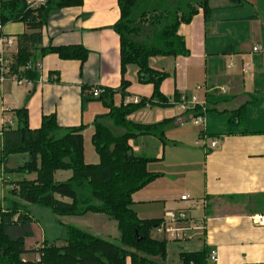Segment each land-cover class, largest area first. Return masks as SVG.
Returning a JSON list of instances; mask_svg holds the SVG:
<instances>
[{"label": "crops", "instance_id": "0c3cea01", "mask_svg": "<svg viewBox=\"0 0 264 264\" xmlns=\"http://www.w3.org/2000/svg\"><path fill=\"white\" fill-rule=\"evenodd\" d=\"M188 1L175 0L176 4ZM209 5V22L200 10L190 24L180 26L189 56L150 60L152 68L169 74L162 94L172 102L176 92L188 100L198 97L209 112L202 116L204 125L198 126L177 104L147 106L128 118L145 125L171 119L164 144L150 136L130 142L138 156L152 159L148 170L159 174L134 193L132 208L139 219H160L164 226L170 222L168 212H186L183 221L174 222L187 231L183 240L171 242L163 232H156L169 242L165 264L170 253L179 262L181 253L204 249L218 251L217 264H264V0H244L236 6L229 0H211ZM120 15L118 0H84L80 7L52 11L35 51L38 81L20 86L11 80L0 87V161L3 126L15 119L12 110L26 108L33 130L41 128L44 116H56L63 128L85 126V153V137L92 143L98 121L113 127L103 102L92 96L94 91H118L126 80L130 82L126 100L153 96V87L137 80L135 66L122 74L120 38L113 30ZM3 28L2 34L15 37L17 51L18 38L28 28L20 22ZM71 45L87 49L85 62L66 61L54 53L39 55L40 48ZM114 99L116 106L123 101L120 93ZM241 107L245 111L240 122L232 123L231 113ZM212 139L219 140L213 149ZM19 156L7 164L20 159V165L12 169L6 165L7 169L26 162L27 157ZM98 161L94 157L88 163ZM0 168L5 176L4 166ZM0 184L3 198L5 185ZM186 195L190 199L183 202ZM258 215L262 221L255 218Z\"/></svg>", "mask_w": 264, "mask_h": 264}, {"label": "trees", "instance_id": "16d2710c", "mask_svg": "<svg viewBox=\"0 0 264 264\" xmlns=\"http://www.w3.org/2000/svg\"><path fill=\"white\" fill-rule=\"evenodd\" d=\"M229 1L236 6L244 0ZM163 2L118 0L121 15L113 30L120 38L122 74L125 75L128 66H135L137 80L151 85L153 96L142 98L137 104H125L126 90L130 87V82L126 80H122L118 91L101 90L97 99L109 111L105 116L111 120L113 128L100 121L96 123L91 139L98 155L97 163H88L85 159V126L63 128L57 123L56 116H44L41 128L33 130L29 126L26 108L12 110L15 119L11 124L5 123L2 131L0 166H4V173L35 175L33 179L15 182L2 179L4 184H11L10 193L14 197L28 205L50 209L56 217L105 215L117 223L119 243L99 238L74 225H66L65 236L59 240L62 244L45 240L42 246L27 249L26 241L34 236V219L26 205L11 201L5 208L0 204V264H165L169 242L156 236L161 220H141L132 208L134 193L156 180L159 174L148 170L152 159L138 156L130 142L141 136H150L158 137L164 144L165 129L171 119L145 125L133 123L128 118L147 106L169 108L180 102L182 96L177 92L174 102L162 94L161 86L169 74L152 68L150 60L155 57L176 59L189 56L185 38L179 35L180 26L190 24L200 10L204 20L209 22L212 8L209 5L211 0H190L162 10L160 6H164ZM83 3L84 0H47L45 6L31 10L26 0H0V23L5 26L10 22H20L29 30L18 38L13 70L32 83L37 82L39 71L35 51L42 43L41 31L49 15L52 11L80 7ZM53 53L63 60L81 63L89 56L82 45L53 46L40 48L39 51L41 57ZM116 93L123 98L119 106L115 105ZM244 111L245 107L233 111L231 122H240ZM208 112L209 109L203 111L197 106L185 113L195 119ZM114 129H121L123 133H116ZM15 155H25L26 162L14 170L7 169L9 159ZM59 171L70 172L71 177L56 182L55 175ZM209 253L208 249L181 253L179 262L209 264ZM32 256L36 257L26 259Z\"/></svg>", "mask_w": 264, "mask_h": 264}, {"label": "rangeland", "instance_id": "374dc122", "mask_svg": "<svg viewBox=\"0 0 264 264\" xmlns=\"http://www.w3.org/2000/svg\"><path fill=\"white\" fill-rule=\"evenodd\" d=\"M157 1L158 0H152V2L154 3ZM175 3H176L175 0H164V2L162 3L164 6L162 7L160 6V8L162 10H165L166 8H168L167 6L169 5L174 7L173 5ZM149 32L150 30L147 32V34H149ZM114 130L116 133L119 132L116 129ZM85 138L87 139V142L85 144L86 160L91 161L94 159V157H96L98 160V155L94 151L91 140L89 139V137H85ZM22 157L26 158L25 155H20L19 157L16 158H22ZM18 160L20 159L12 160L10 164H7L8 168L12 169L17 165H20ZM70 176H71L70 172L59 171L55 175V181L56 182L64 181L68 179ZM34 177H35L34 174H29L28 176V175L18 174L16 172L6 173L4 176L3 170H1L0 168V183L2 182L3 178H5L8 182H15L23 179H28V180L33 179ZM4 185H5V195L3 198L0 196V204L4 206L3 208L6 207V204H8V202L18 201L22 205H26L27 211L30 212L31 215L33 216L34 222L32 224V230L34 236L26 241L27 249L38 248L42 246L45 240H48L51 243L58 242L59 245L62 244V242L59 240L65 236L66 225H70V226L74 225L87 233L89 232L94 236L107 239L115 244L119 243L118 242L119 233L117 229V223L109 220L105 215L87 214V216L85 217H56L50 209L42 208L39 205H34V204L28 205L20 198L16 196L14 197L10 193V191H12L11 184H4ZM4 198H6L7 201H4ZM65 201H69V200L65 199ZM33 257L36 256L26 257V259H32ZM178 263H179L178 259L176 257H173V253H170L169 261L166 264H178Z\"/></svg>", "mask_w": 264, "mask_h": 264}, {"label": "built area", "instance_id": "2783aa9c", "mask_svg": "<svg viewBox=\"0 0 264 264\" xmlns=\"http://www.w3.org/2000/svg\"><path fill=\"white\" fill-rule=\"evenodd\" d=\"M47 0H26V5L28 9L31 10H38V8H41L46 5ZM3 25L0 23V33L3 31ZM16 39L14 36H6L4 34H0V87L3 83L6 81H13L15 84H18L20 86H24L26 84H31L32 82L28 80L27 78L21 77L18 73H16L13 70V63H14V55L16 54ZM254 51H257L255 48ZM39 71L40 65L36 67ZM101 93V90L94 91L93 96L97 98L99 94ZM138 98H134L133 100H126L125 104L133 102L135 104L139 103ZM178 107L182 109V111H188V110H194L197 106L202 107L203 111L206 110L205 103L201 102L198 97H193L190 100L186 96H182L180 99V102L177 103ZM196 126L198 125H204L203 117L197 116V118L193 119ZM203 137H207L205 133L203 134ZM219 140L218 139H212L210 147L211 149L218 147ZM189 196L186 195L185 197H182V201L186 202V200H189ZM196 206L193 205L192 209H194ZM185 211H172L168 212L166 214V218L170 220V222H165V226L161 225L158 229V232H163V234L167 237V239L171 242L173 241H181L183 240L187 235V231L184 229H181L174 225V222L177 223L179 221H183L185 218ZM259 221H262L263 218L261 215H258L255 217ZM209 262L213 264L218 263V251L217 250H211L208 256Z\"/></svg>", "mask_w": 264, "mask_h": 264}]
</instances>
